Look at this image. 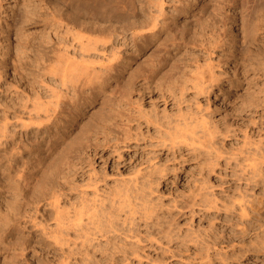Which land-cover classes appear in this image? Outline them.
Here are the masks:
<instances>
[{
	"label": "rangeland",
	"instance_id": "1",
	"mask_svg": "<svg viewBox=\"0 0 264 264\" xmlns=\"http://www.w3.org/2000/svg\"><path fill=\"white\" fill-rule=\"evenodd\" d=\"M9 1L0 0V264H264L257 240L234 259L200 257L239 229L248 180L233 153L264 149V0ZM211 73L208 91L194 85ZM202 115L221 130L218 162L210 146L177 136L186 121L201 132ZM88 201L114 216L119 241L144 239L141 257L106 256L95 233L77 239L92 257L75 254L72 215L82 204L87 218Z\"/></svg>",
	"mask_w": 264,
	"mask_h": 264
},
{
	"label": "bare ground",
	"instance_id": "2",
	"mask_svg": "<svg viewBox=\"0 0 264 264\" xmlns=\"http://www.w3.org/2000/svg\"><path fill=\"white\" fill-rule=\"evenodd\" d=\"M10 3L11 2H16V0H10L9 1ZM35 3V2H34ZM12 4V3H11ZM2 5V4H1ZM0 5V6H1ZM10 5V4H9ZM13 5V4H12ZM16 6V5H15ZM42 5H40V7H41ZM44 6V5H43ZM42 6V7H43ZM158 6H159V4H158ZM160 6H161V4H160ZM9 7V6H8ZM135 7V6H134ZM139 7V6H138ZM163 7V6H162ZM1 8V7H0ZM3 8V7H2ZM12 8V7H11ZM178 8V7H177ZM133 9V8H132ZM139 9V8H138ZM137 9V10H138ZM162 9V8H161ZM176 9V8H175ZM203 9V8H202ZM36 10V9H35ZM40 10V9H39ZM160 10V9H159ZM165 11V10H164ZM6 12V11H5ZM144 12V11H143ZM152 12V11H151ZM154 12V11H153ZM152 12V13H153ZM156 12V11H155ZM162 12V11H161ZM159 13V12H158ZM130 14V13H129ZM148 15H150V14H148ZM160 15H162V14H160ZM159 15V16H160ZM164 15V14H163ZM165 16V15H164ZM153 17V16H152ZM195 17V16H194ZM59 18V17H58ZM130 18V17H129ZM132 18V17H131ZM163 18V17H162ZM54 19V18H53ZM60 19V18H59ZM127 19V18H126ZM154 19V18H153ZM157 19H158V17H157ZM195 19V18H194ZM133 20V19H132ZM146 20V19H145ZM151 20H152V18H151ZM162 20V19H161ZM164 20H166V19H164ZM168 20V19H167ZM75 21V20H74ZM84 21V20H83ZM139 21V20H138ZM154 21V20H153ZM156 21V20H155ZM59 23H60V21H58ZM159 22V21H158ZM168 22V21H167ZM198 22V21H197ZM148 23V22H147ZM161 23V22H160ZM53 24V23H52ZM56 24V23H55ZM62 24V23H61ZM121 24V23H120ZM110 25V24H109ZM149 25H152V24H149ZM149 25L148 26H145V27H149ZM177 25H179V24H177ZM1 26V25H0ZM61 26V25H60ZM59 26V27H60ZM92 26V25H91ZM132 26V25H131ZM144 26V25H143ZM167 26V25H166ZM174 26V25H173ZM189 26V25H188ZM93 27H94V24H93ZM104 27V26H103ZM122 27V26H121ZM71 28V27H70ZM69 28V29H70ZM89 28H90V26H89ZM100 28V27H99ZM179 28V27H178ZM181 28H182V26H181ZM188 28V27H187ZM58 29V28H57ZM65 29V28H64ZM91 29H93V28H91ZM90 29V30H91ZM174 29V28H173ZM190 29V28H189ZM71 30V29H70ZM94 30V29H93ZM96 30V29H95ZM100 30V29H99ZM118 30V29H117ZM140 30V29H139ZM147 30V29H146ZM172 30V29H171ZM177 30V29H176ZM67 31V30H66ZM149 31V30H148ZM53 32V31H52ZM72 32V31H71ZM71 32H69V33H71ZM97 32V31H96ZM135 32V31H134ZM140 32H142V31H140ZM186 32V31H185ZM1 33V32H0ZM59 33V32H58ZM65 33V32H64ZM103 33H105V32H103ZM116 33V32H115ZM137 33H139V31H137L136 32V34ZM150 33V32H149ZM53 34V33H52ZM81 35H82V33H80ZM79 33H78V35H80ZM106 34V33H105ZM105 34H104V36H105ZM124 34V33H123ZM129 34H130V32H129ZM133 35L135 34V33H132ZM135 34V35H136ZM166 34V33H165ZM73 35V34H72ZM85 35V34H84ZM98 35V34H97ZM107 35V34H106ZM126 35V34H125ZM140 35V34H139ZM175 35V34H174ZM75 36H77L76 34H75ZM95 36V35H94ZM93 36V37H94ZM103 36V37H104ZM108 36H109V34H108ZM107 36V38H109ZM111 36V35H110ZM118 36V35H117ZM142 36V35H141ZM73 37V36H72ZM78 37V36H77ZM84 37V36H83ZM92 37V38H93ZM97 37V36H96ZM98 37H100V35L98 36ZM133 37V36H132ZM155 37V36H154ZM59 38V37H58ZM101 38V37H100ZM62 39H63V37H62ZM76 39V38H75ZM89 39V38H88ZM67 40V39H66ZM76 40H79L78 38L76 39ZM86 40H87V38H86ZM111 40V39H110ZM127 40V39H126ZM73 41V40H72ZM90 40H88L87 42H89ZM98 41V40H97ZM103 41V40H102ZM119 41V40H118ZM123 41H124V39H123ZM57 42H59V41H57ZM76 42V41H75ZM78 42V41H77ZM83 43H84V41H82ZM122 42V41H121ZM61 42H59V44H60ZM63 43V42H62ZM81 43V42H80ZM95 43V42H94ZM213 43H214V41H213ZM64 44H66L67 45V43H64ZM87 44V43H86ZM90 44H92V43H90ZM96 44V43H95ZM177 44V43H176ZM211 44V43H210ZM70 45V44H69ZM82 45V44H81ZM93 45V44H92ZM116 45V44H115ZM122 45V44H121ZM123 45H124V43H123ZM131 45V44H130ZM212 45V44H211ZM59 46V45H58ZM64 46V45H63ZM68 46V45H67ZM74 45H72L71 47H73ZM77 46V45H76ZM83 46V45H82ZM97 46V45H96ZM118 46H120V43H119V45ZM214 46V45H213ZM65 47V46H64ZM63 47V48H64ZM85 47H87L88 48V46H85ZM91 47V46H90ZM95 47V46H94ZM98 47V46H97ZM97 47H95V48H97ZM100 47V46H99ZM104 47V46H103ZM209 47H210V45H209ZM79 48H80V46H79ZM102 48V47H101ZM106 48V47H105ZM109 48V47H108ZM115 48V47H114ZM83 50H84V48H82ZM90 49V48H89ZM112 49V48H111ZM79 50V49H78ZM81 50V49H80ZM88 50V49H87ZM94 50H96V49H94ZM98 50H100V49H97V51ZM115 50H116V48H115ZM119 50V49H118ZM64 51V50H63ZM102 51V53L104 52V51H107V50H104V48H103V50H101ZM100 51V52H101ZM112 51V50H111ZM114 51V50H113ZM59 52H61V51H59ZM58 52V53H59ZM86 52V51H85ZM100 52L98 51V54H100ZM56 53V52H55ZM63 53V52H62ZM87 53V52H86ZM89 53V52H88ZM91 53V52H90ZM111 53H113V52H111ZM110 53V54H111ZM65 55V54H64ZM82 55V54H81ZM85 55V54H84ZM102 55V54H101ZM104 55H105V53H104ZM107 55V54H106ZM115 54H113V56H114ZM60 56V55H59ZM62 56V55H61ZM60 56V57H61ZM68 56V55H67ZM83 56V55H82ZM95 56V55H94ZM99 56V55H98ZM97 56V57H98ZM126 56H128V55H126ZM65 57H66V55H65ZM65 57H64V59H65ZM87 57V56H86ZM96 57V59L98 60V58ZM100 57V56H99ZM103 57V56H102ZM106 57H109V58H111L112 56H106ZM43 58H46V57H43ZM53 58H55V55H54V57ZM53 58H51V59H53ZM59 58V57H58ZM58 58H55V59H58ZM108 58V59H109ZM73 59V58H72ZM89 59H90V57H89ZM92 59H94L93 57H92ZM95 59V60H96ZM59 60H62V66L64 65L63 64V62L65 61V60H63V58H60ZM102 60V59H101ZM53 61H54V59H53ZM70 61V60H69ZM73 61V60H72ZM122 61H124V60H122ZM45 62V61H44ZM46 62H47V60H46ZM91 62V61H90ZM95 62V61H94ZM111 62V61H110ZM109 62V63H110ZM48 63V62H47ZM47 63H46V65H47ZM49 63H52V61L50 62V60H49ZM58 63V62H57ZM68 63V62H67ZM69 63H73V62H69ZM74 63L76 64L77 62H75L74 61ZM105 62H103V64H104ZM113 63V62H112ZM111 63V64H112ZM196 63H198V62H196ZM55 64V63H54ZM69 65V64H66L67 66H68V68H69V70H73V66L74 65ZM81 65H83L82 63H80ZM50 65V64H49ZM49 65H47V67L49 66ZM78 65V64H77ZM98 65V64H97ZM101 64L99 63V66H100ZM185 65V64H184ZM189 65V64H188ZM18 66V65H17ZM95 66V65H94ZM93 66V69H92V71H94V72H91V69H89V67H91V66H89L88 68H84V70L83 71H87L88 69L90 70V73L92 74V73H95V75H96V77L95 78H97V75L98 76H100V74H97L95 71H96V69L97 68H95V67H98V66H95L94 67ZM123 66V65H122ZM202 66V65H201ZM212 66V65H211ZM50 67H51V69L53 68L51 65H50ZM60 68H59V70H57V71H62V69H63V67H61V66H59ZM79 67H81V66H79ZM87 67V66H86ZM104 67V69L106 68V69H108V67H112V65H102V66H100V69H101V72H102V68ZM196 67V66H195ZM45 69H46V67H44ZM44 68H42V70H44ZM56 67H54L53 68V71H55L54 69H55ZM65 68V67H64ZM67 68V67H66ZM65 68V69H66ZM83 68V67H82ZM82 68L80 69V70H82ZM188 68V67H187ZM40 69V68H39ZM74 69H76V67H74ZM95 69V70H94ZM103 69V71H105ZM196 69H198L197 67H196ZM42 70H40V71H42ZM78 70V69H77ZM114 70V69H113ZM29 71H30V69H29ZM45 71V70H44ZM44 71H43V73H44ZM48 71V70H47ZM52 71V70H51ZM63 71H64V73H66L65 72V70L63 69ZM97 71L99 72V70L97 69ZM222 71V70H221ZM38 72V71H37ZM100 72V73H101ZM106 72H107V70H106ZM202 72H203V69H202ZM18 73V72H17ZM46 73V72H45ZM48 73H50V71H48ZM53 73V72H52ZM56 73V72H55ZM58 73H61V72H58ZM63 73V72H62ZM78 73V72H77ZM84 73V72H83ZM86 73V72H85ZM85 73H84V75H85ZM89 73V72H88ZM109 73V72H108ZM107 73V74H108ZM197 74L199 73L198 71L196 72ZM201 73V72H200ZM25 74V73H24ZM27 74V73H26ZM57 74V73H56ZM75 74V73H74ZM87 74V73H86ZM90 74V75H91ZM205 75L207 74V73H204ZM17 75V74H16ZM32 75V74H31ZM43 75V74H42ZM49 75V74H48ZM68 75V74H67ZM78 75H79V73H78ZM80 75H82L81 74V72H80ZM79 75V76H80ZM94 75V74H93ZM92 75V76H93ZM101 75H103V74H101ZM199 75H201V74H199ZM204 75V76H205ZM55 76V75H54ZM61 74H60V79H61ZM79 76H77V79H79L78 77ZM105 76V75H104ZM122 76V75H121ZM194 76H195V74H194ZM204 76H202V77H204ZM66 77V75L64 74V78ZM67 77H69V76H67ZM71 77V76H70ZM86 77V76H85ZM84 77V78H85ZM90 77V76H89ZM94 77V76H93ZM191 77V76H190ZM200 77V76H199ZM199 77H198V79H199ZM206 77V76H205ZM204 77V79H206ZM207 77H208V74H207ZM28 78V77H27ZM37 78V77H36ZM41 78H43V77H41ZM73 78V77H72ZM80 78H81V76H80ZM95 78H93L94 80H96ZM51 79V78H50ZM74 79V78H73ZM77 79H74V80H77ZM87 79V78H86ZM92 79V78H91ZM91 79H90V81H91ZM97 79H100V78H97ZM104 79V78H103ZM124 79V78H123ZM196 79V78H195ZM213 79H214V75L211 73L210 74V77L208 78V80L206 81V80H203L202 81V83L200 82V83H197V82H199L200 80H196V81H194V82H196V83H194V85H196V87L197 88H200V90H202L203 91V89L204 90H206V91H208V89L209 88H211L212 87V81H213ZM35 80V79H34ZM38 80H40V78L38 79ZM49 80V79H48ZM63 80V79H62ZM65 80H66V78H65ZM65 80H63L64 82H65ZM67 80H69V79H67ZM85 80V79H84ZM120 80V79H119ZM58 81V80H57ZM62 81V83H64ZM89 81V82H90ZM102 81V80H101ZM45 82V81H44ZM67 82V81H66ZM69 82V81H68ZM67 82V83H68ZM77 82H79V81H77ZM81 82H82V80H81ZM95 82V81H94ZM100 82V81H99ZM117 82V81H116ZM47 83V82H46ZM61 83V82H60ZM86 83H88V82H86ZM103 83V82H102ZM119 83V82H118ZM47 84H49V83H47ZM54 84V83H53ZM71 84V83H70ZM74 84H76L75 82H74ZM88 84H90V83H88ZM50 85V84H49ZM48 85V87H50ZM52 85V84H51ZM73 84H71V86H72ZM77 85V84H76ZM81 85H83V82H82V84ZM85 85H87V84H84V86ZM92 85V84H91ZM98 85V84H97ZM100 85V84H99ZM250 85V84H249ZM27 86V85H26ZM30 86V85H29ZM69 86V85H68ZM74 87H75V85H73ZM79 86H80V84H79ZM102 86V85H101ZM67 87V86H66ZM91 87V86H90ZM36 88V87H35ZM39 88V87H38ZM41 88V87H40ZM44 88V87H43ZM106 88V87H105ZM251 88V87H250ZM261 88V87H260ZM76 89V88H75ZM48 90V89H47ZM55 90V89H54ZM67 90V89H66ZM69 90V89H68ZM40 91V90H39ZM50 91V90H49ZM262 91V90H261ZM29 92V91H28ZM54 92V91H53ZM29 94V93H28ZM68 94V93H67ZM37 95V94H36ZM52 95V94H51ZM55 95V97H56V94H54ZM62 95V94H61ZM60 95V96H61ZM39 96V95H38ZM41 96V95H40ZM39 96V97H40ZM65 96V95H64ZM68 96H70V95H68ZM29 97H31V96H29ZM50 97V96H49ZM35 98V97H34ZM41 98V97H40ZM52 98H54V97H52ZM61 98V97H60ZM74 98V97H73ZM33 99V98H32ZM13 100H14V98H13ZM37 100H38V97H37ZM36 100V101H37ZM48 100V99H47ZM70 100H72V99H70ZM22 101H23V99H22ZM31 101V100H30ZM33 101V100H32ZM52 101V100H51ZM60 101V100H59ZM262 101V100H261ZM264 101V100H263ZM25 102V101H24ZM26 102H27V100H26ZM26 102H25V104H26ZM40 102V101H39ZM43 102V101H42ZM45 102V101H44ZM48 102H49V100H48ZM56 103V102H55ZM14 104V103H13ZM17 104V103H16ZM21 104V103H20ZM19 104V105H20ZM23 104V103H22ZM21 104V105H22ZM32 104V103H31ZM34 104V103H33ZM36 104L37 103H35V106H36ZM40 104V103H39ZM38 104V105H39ZM47 104V103H46ZM263 104V103H262ZM262 104H260V105H262ZM15 105V104H14ZM20 105V107H22ZM24 105V104H23ZM37 105V106H38ZM51 105V104H50ZM54 105V104H53ZM29 106V105H28ZM56 106V105H55ZM58 106V105H57ZM56 106V107H57ZM263 106H264V104H263ZM263 106H261V107H263ZM24 107V106H23ZM28 108V107H27ZM32 108V107H31ZM37 108V107H36ZM41 108V107H40ZM44 108H46V107H44ZM264 108V107H263ZM262 108V109H263ZM19 109V108H18ZM24 109V108H23ZM26 109V108H25ZM24 109V110H25ZM29 109V108H28ZM27 109V110H28ZM47 109V108H46ZM45 109V110H46ZM50 109H52V108H50ZM31 110V109H30ZM35 110H37V109H35ZM34 109H33V111H35ZM43 110V109H42ZM44 110V111H45ZM48 110H49V108H48ZM55 109H53L52 111H54ZM19 111V110H18ZM29 111V110H28ZM50 111V110H49ZM47 112V111H46ZM51 112V111H50ZM11 113V112H10ZM14 113V112H13ZM21 113H22V111H21ZM24 113V112H23ZM49 113V112H48ZM47 113V114H48ZM252 113V112H251ZM16 114V113H15ZM18 114V113H17ZM27 114H28V112H27ZM52 114V113H51ZM57 114V113H56ZM11 115V114H10ZM29 115V114H28ZM49 115V114H48ZM203 116V115H202ZM15 117H16V115H15ZM18 117V116H17ZM45 117V116H44ZM42 118V117H41ZM46 118H48V117H46ZM45 118V119H46ZM52 118V117H51ZM11 119V118H10ZM13 119V118H12ZM20 119V118H19ZM30 119H32V118H30ZM20 120H22V119H20ZM44 120V119H43ZM54 120V119H53ZM2 121V120H1ZM191 121V120H190ZM17 122V121H16ZM20 122H22V121H20ZM188 121H186V125H185V127L184 128H182V130H180L178 133H177V136H180V137H182L183 139H185V140H189V141H191V143H199L201 146L203 145V146H210L211 148H213L214 149V152H215V157H216V160H215V162L217 161L218 162V160L221 158V157H223L222 155V151H220L219 149H218V146H216V139H217V133H220L221 132V130H219L218 129V126L217 125H209L208 123V119H206V116L204 117H201V121H200V124L202 125V131L201 132H199V131H196V127L197 126H195L196 124H198V122L196 123V121H193L192 123H196L194 126H195V128H194V126L192 127V126H189L188 124H189V122L187 123ZM1 123V122H0ZM3 123V122H2ZM15 123V122H14ZM25 123H26V121H25ZM24 123V124H25ZM49 123V122H48ZM192 123H190L191 125H193ZM22 123H20V125H21ZM30 124H31V122H30ZM32 124H35V123H33L32 122ZM18 125V124H17ZM23 125V124H22ZM12 126V125H11ZM27 126H29V124L27 125ZM3 127H5L6 128V124L3 126ZM24 127H26V126H24ZM0 128H1V126H0ZM5 128H3L4 130H2V129H0V130H2L3 132H1L0 133V135H1V137L4 135V134H6L7 132H5L6 130H5ZM198 128V127H197ZM15 129V128H14ZM7 130H8V128H7ZM10 131V130H9ZM25 132V131H24ZM10 133V132H9ZM11 134V133H10ZM12 136V135H11ZM15 136V135H14ZM7 137V136H6ZM5 137V138H6ZM1 139V138H0ZM9 139V138H8ZM2 140V139H1ZM4 140V139H3ZM4 143V142H3ZM97 143V142H96ZM1 144H2V142H1ZM0 144V145H1ZM95 144V143H94ZM116 144V143H115ZM4 145V144H3ZM257 148V147H256ZM255 147H254V149L252 148V149H249V147H248V149H247V151H244V150H242L241 148V150H239V151H237L236 149V151L233 153V154H235V156L237 155V157H236V159H237V163H238V165H242L241 166V168L243 169V171H240V172H244L245 173V175L244 176H246V179L248 180V184H246L247 185V188H245V190H243V191H240L241 193V196L239 197V199L237 200L236 199V201H237V205H238V209H239V221H240V223H239V229H238V231H237V233L236 234H234L233 236H229V237H227V236H224V235H222V234H220V235H217V236H215L212 240H209L207 243H205L204 244V254H203V256H200L202 259H205L204 261H206V262H208L209 260L211 261V260H213V263H214V260H215V258H217V259H220V261L221 260H223V261H225V260H227V259H234V258H237V257H239V256H242L243 255V252H244V254L246 253L245 251H247L249 248H247V245H248V242H251L252 243V241H253V243L252 244H254V242H255V240H257V242H255V244L257 243V246H255V248L256 247H260V244H262V245H264V149L262 150V149H259V147H258V149H256ZM221 149V148H220ZM225 150V149H224ZM229 151V150H228ZM231 151H233V150H231ZM229 153V152H228ZM231 154V153H230ZM232 155V154H231ZM226 156V155H225ZM232 157V156H231ZM230 157V158H231ZM234 157V156H233ZM232 159V158H231ZM226 160V159H225ZM235 160V159H234ZM228 161V160H227ZM229 161H231V160H229ZM234 163V162H233ZM216 164V163H215ZM231 164V163H230ZM229 165V164H228ZM235 167H237L236 165H235ZM232 169V168H231ZM220 170V169H219ZM234 172V171H233ZM238 172V171H237ZM242 175H243V173H242ZM241 177V176H240ZM237 178H238V175H237ZM239 179V178H238ZM241 181V180H240ZM235 187V186H234ZM233 189H235V188H233ZM238 190H240V189H238ZM250 190H252V191H250ZM249 191H250V193H249ZM205 193V192H204ZM203 194V193H202ZM205 195V194H204ZM206 196V195H205ZM204 196V199H202V201L203 200H205V202L208 204V203H211L212 201H210V200H212V199H210V198H207V197H205ZM246 196H248L247 198H245ZM203 198V197H202ZM92 199V198H91ZM93 199H96V198H94L93 197ZM235 200V199H234ZM96 201H97V199H96ZM117 201V200H116ZM79 202V201H78ZM82 202V200H80V203ZM89 203H90V201H88ZM91 202H92V200H91ZM98 202V201H97ZM204 202V201H203ZM76 203H77V201H76ZM79 203V204H80ZM83 203H86L85 201L83 202ZM93 203H94V201H93ZM91 204V205H93V206H87V209L85 210L84 209V211H86V212H84V215H85V213L87 214L86 216H87V218H85V219H87V221H84L83 220V218H82V216H83V214H82V212L83 211H81L80 209H79V206H81L82 204H80L79 206H78V204H77V210H75V212H74V215H72V216H74V218L72 217V219H74V223H73V225H75V227H74V229H76V233H74L75 235H76V237H73V238H76V240H74L75 242H74V246H76V248H75V254H76V250H77V252L79 253V255L80 256H82L83 254H84V256L86 257V258H89L90 256L92 257V253H90L89 252V250L86 248V247H84V248H86L84 251H83V254L81 255L80 253H81V251H82V248H81V251H80V248H79V246H80V244H78V242H77V239L79 238V237H84L83 239V241H81V239H78V241L80 240L82 243V245H83V243L84 242H87L88 243V241L91 239V241H92V234L93 233H95V235L96 234H99V235H101V237H103L104 238V240H105V242H106V248H105V254H106V256H107V254H110L111 256H112V258L113 259H115L116 257H115V251H118V249L119 248H123V251H122V255H124L125 256V258L127 259V258H130L131 256L134 258V257H141V253L142 252H145V251H143L142 249L145 247V246H143V248H141V246L142 245H140L139 243L141 242V241H144V239L142 240V238L141 239H139L138 237H137V235H136V233L135 232H133V231H128L127 232V234H126V236H128V235H130V236H136V238H138L137 240H133V241H131L130 242V246H127V242L126 241H119V239H117L118 238V236H117V234H116V232L117 231H119V229L117 228L118 227V224H117V222H115V220L113 219V217L114 216H112L111 215V213L110 212H107L104 208H102L101 206H100V202H98V203H100L99 205H94V204ZM98 203H96V204H98ZM234 203V202H233ZM233 203H232V205H233ZM128 204V206L130 205V199H128V198H125L124 199V201H123V205L122 206H125V205H127ZM143 204V202L141 201V203H140V205H142ZM214 204H216L215 203V201H214ZM74 206H75V204H74ZM82 206H84V205H82ZM229 206V205H228ZM147 207V204L145 205V208ZM234 207V206H233ZM74 208V207H73ZM80 208H82V207H80ZM83 208H86L85 206L83 207ZM75 209V208H74ZM74 211V210H73ZM238 212V211H237ZM82 215V216H81ZM81 220H83L84 221V223H85V226H87V227H90L89 225L90 224H94V227H91V228H89V229H86V228H83V227H85V226H83V221H81ZM73 222V221H72ZM238 222V221H237ZM87 224H89V225H87ZM83 228V229H86L83 233H80V228ZM93 230H95L94 232H93ZM97 231V232H96ZM91 236V237H90ZM94 238H96L95 236H93ZM100 237V238H101ZM117 237V238H116ZM94 238H93V240H94ZM97 238H99L98 236H97ZM96 238V239H97ZM98 240V239H97ZM80 241H79V243H80ZM95 241V240H94ZM99 241H100V239H99ZM103 242V241H102ZM94 243V242H93ZM98 244L99 243H101V241L100 242H97ZM141 243H143V242H141ZM146 243V242H145ZM145 243H143V245L145 244ZM149 243V242H148ZM90 244H91V242H90ZM250 244V243H249ZM79 245V246H78ZM88 245V244H87ZM86 245V246H87ZM100 245H102L103 246V244H100ZM110 245V246H109ZM111 245H112V247L113 248H115L116 250H114V251H112L111 253H108L107 252V249H108V247H111ZM96 246H99V245H96ZM102 246H100V247H102ZM148 246V245H147ZM153 247V246H152ZM74 248V247H73ZM90 248V247H89ZM92 248H94V247H92ZM96 248V247H95ZM99 248V247H98ZM148 248H149V246H148ZM264 248V247H263ZM261 250H262V247L260 248ZM92 250V249H91ZM141 250H142V252H141ZM244 250V251H243ZM252 250V249H251ZM255 251V250H254ZM95 252V251H94ZM147 252V251H146ZM145 254H147V253H145ZM94 255V254H93ZM248 255V254H247ZM85 257H83V258H85ZM90 257V258H91ZM143 257V256H142ZM145 257V256H144ZM253 257V256H252ZM89 258V259H90ZM112 259V260H113ZM202 261V260H201ZM215 264V263H214ZM256 264V263H255Z\"/></svg>",
	"mask_w": 264,
	"mask_h": 264
}]
</instances>
